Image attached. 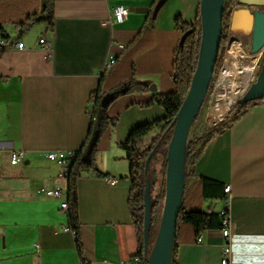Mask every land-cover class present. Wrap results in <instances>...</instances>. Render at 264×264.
<instances>
[{
	"label": "crops",
	"instance_id": "0c3cea01",
	"mask_svg": "<svg viewBox=\"0 0 264 264\" xmlns=\"http://www.w3.org/2000/svg\"><path fill=\"white\" fill-rule=\"evenodd\" d=\"M155 1L53 0L52 30L34 24L19 36L15 25L39 13L41 0H0V28L8 40L23 43L21 50L0 52V264H80L60 209L66 180L56 177L58 167L45 153L77 151L89 126L90 93L98 87L105 95L124 92L132 82L147 90L121 94L111 103L107 114L117 117V123L98 144L97 168L109 177L85 171L76 187L87 264H119L137 252L128 207L129 163L118 144L134 127L164 116L162 108L138 103L173 90V53L181 37L175 19L192 24L199 9V0H163L160 5L158 0L150 21ZM116 5L130 10L128 19L105 23ZM235 6L230 28L238 34L252 24V16ZM40 38L50 50L38 44ZM109 57L115 62L103 71ZM15 151L23 154L11 165ZM193 172L184 207L218 213L223 201L205 199L200 179L229 186V264H264V102L249 106L211 139ZM52 188L62 196L49 198L41 192ZM175 236L178 264H220L218 229L204 231L201 243L189 226L179 225Z\"/></svg>",
	"mask_w": 264,
	"mask_h": 264
},
{
	"label": "trees",
	"instance_id": "16d2710c",
	"mask_svg": "<svg viewBox=\"0 0 264 264\" xmlns=\"http://www.w3.org/2000/svg\"><path fill=\"white\" fill-rule=\"evenodd\" d=\"M157 2L158 0L154 2L153 6L148 11L147 19L150 21H152V17L156 12ZM236 4V0H226V4L224 6L222 17V36L214 74L218 72L221 66L225 45L231 31L230 26L233 7ZM53 16V0H41L40 12L27 16L25 21L21 24L15 25V28L19 32V36L27 32L34 24L42 25L45 30H52ZM175 24L181 32V37L173 53L171 76L174 88L171 92L165 94L152 95L149 101L145 103H138V106L141 108L158 106L163 109L164 116L134 127L129 132L126 140L118 144V148L125 151L126 160L129 163V175L127 178L130 180L131 186L129 191L128 207L132 224L135 228L137 252L141 257L143 264H147L150 251L156 240L165 195L167 146L172 135L175 118L191 83L196 67L200 44V20L198 14L192 24L184 23L180 18L175 19ZM0 37L8 40V36L3 33L1 28ZM263 65L264 55L260 69ZM146 90L147 88L145 86H140L132 82L124 92L120 90L113 91L112 99L106 105H102V100L105 94L101 93L99 87L89 95V126L83 144L77 151H75L73 163L68 171L65 191V201L67 205L65 214L68 220L67 228L73 234L75 250L80 264H87V262L84 257V250L80 236L81 224L78 217L76 181L80 177L81 173L85 171H93L94 175L99 178L109 177V174L98 170L96 164V156L98 153V144L100 139L107 129L114 128L117 123V117L109 116L107 114V109L121 94L145 92ZM262 102H264V94L249 101H244L243 98L237 99L236 105L229 115L224 117L215 125L203 128L197 134L192 135V138L188 142L186 148V165L188 169L184 172V197L178 213L177 229L179 225L189 226L194 231L195 239H197V237H199L206 230L220 229L219 213L213 212L211 209L207 211L199 209L187 210L184 207V198L190 193L192 187V185H187L194 177V165L202 155L206 144L215 136L222 134L232 124L237 122L245 114L246 109L249 106ZM154 129H159L158 135L151 139L150 144L147 147L138 149L137 146ZM161 147H164L163 153L160 156V173L162 174V181L156 190V194L151 196V193L158 183V179L156 180L153 175L152 164L154 161H158V153L160 152L159 149ZM200 180V190L205 199L222 200L225 197L224 187L222 184L206 178H201ZM146 185L147 194H145ZM145 227L147 229L146 250L143 248V235ZM171 264H178L177 246L175 244L173 245L171 254Z\"/></svg>",
	"mask_w": 264,
	"mask_h": 264
},
{
	"label": "water",
	"instance_id": "95a60500",
	"mask_svg": "<svg viewBox=\"0 0 264 264\" xmlns=\"http://www.w3.org/2000/svg\"><path fill=\"white\" fill-rule=\"evenodd\" d=\"M162 2L163 0H159L158 5ZM236 2V8L246 9L252 16V53L261 51L264 55V12L262 11L264 0H236ZM224 6V0H199L200 44L197 62L189 89L175 118L172 135L167 146L163 207L156 240L150 251L147 264H171L177 218L185 187L184 172L187 170L188 136L202 107L214 74L222 36ZM236 15L237 13L234 12L232 19H235ZM263 94L264 65L258 72L255 82L240 97L244 101H249ZM111 99L112 94L105 95L102 105H106ZM237 99L218 122L230 114ZM145 194H147V185ZM143 248L144 250L147 249L146 227L143 235Z\"/></svg>",
	"mask_w": 264,
	"mask_h": 264
},
{
	"label": "built area",
	"instance_id": "2783aa9c",
	"mask_svg": "<svg viewBox=\"0 0 264 264\" xmlns=\"http://www.w3.org/2000/svg\"><path fill=\"white\" fill-rule=\"evenodd\" d=\"M252 13H253V9H252ZM129 14H130V10L127 7L122 6V5H116L115 7H113L111 14L105 19V23H109V24L124 23L128 19ZM38 44L40 46H44L48 50H50V44L47 43L43 38H40L38 40ZM8 47L21 50V49H23V43L16 42V40H5V39L0 37V52H2L4 49H6ZM120 47H122V46H120ZM224 52H225V55L223 56L221 66H220V68L218 70V74L216 76V81H215V85H214L215 89H216V84L218 82L219 77L225 71V61H226L227 49ZM114 62H115V59L113 57H109L105 62V65L103 67V71L110 70V68L112 67ZM258 72H259V67L257 69L255 76L248 83L244 92L252 83L255 82V78H256ZM213 78H214V76L212 77V80H213ZM88 114L90 115V110L88 111ZM22 154H23L22 151H15V152L11 153L10 161H9L10 164L11 165L17 164L20 161ZM74 157H75V151L65 152V151L55 150V151H49V152L45 153V158L48 161L54 163L58 167V171L55 173L56 177L58 179H63V180H66L68 177V171L70 169L71 164L73 163ZM107 181L111 185L115 184V180H113V179H108ZM41 192H43V194L49 198H60L62 196L61 190L56 189V188L42 189ZM224 194H225V197L222 199L223 206L220 209V211L218 212L220 215L219 232H220V235L222 237V250H221L220 264H229V257H230L229 238H230L231 229H232V224H231V221L229 218V212H228L229 197H230V187L229 186L224 187ZM60 209H61V211H64V212L67 209V205H66L65 200H63L61 202ZM65 230H68V228H65ZM196 242L197 243L202 242L200 236L197 237ZM119 264H143V261H142L140 255L138 254V252H136L135 254L130 256L129 258L121 261Z\"/></svg>",
	"mask_w": 264,
	"mask_h": 264
},
{
	"label": "bare ground",
	"instance_id": "6f19581e",
	"mask_svg": "<svg viewBox=\"0 0 264 264\" xmlns=\"http://www.w3.org/2000/svg\"><path fill=\"white\" fill-rule=\"evenodd\" d=\"M253 54L255 55L245 59L242 58L241 49L237 45L227 46L225 71L216 84V89H220V92L216 96L217 102L211 115L212 123H215L226 114L255 76L262 52L259 51Z\"/></svg>",
	"mask_w": 264,
	"mask_h": 264
},
{
	"label": "rangeland",
	"instance_id": "374dc122",
	"mask_svg": "<svg viewBox=\"0 0 264 264\" xmlns=\"http://www.w3.org/2000/svg\"><path fill=\"white\" fill-rule=\"evenodd\" d=\"M225 4H226V0H224V5ZM262 11L264 12V8H263ZM252 31H253L252 24L246 26V28H244L243 30H240L238 32V34H235V33H237V30H235L233 32L230 31V33L228 35V39H227L226 45H225V50L227 49V46L230 43H234L235 45H237L241 49L242 58L246 59L249 56L255 55V54L252 53V50H251V48H252V45H251V42H252ZM232 39L235 40L236 42L235 41H231ZM224 55H225V52H224ZM262 58H263V55H261L260 63L258 65L259 71H260V66L262 64ZM217 74H218V72L216 74H213L214 78H213V80H211L210 88L207 91V94H206V96L204 98L202 107H201V109H200V111H199V113L197 115L196 120L193 122V124L191 126V129H190V132H189V136H188V142L191 140L193 134H197L203 128L211 127V126L215 125V123L218 122V121H216L215 123H212V120H211V115L213 114L214 106H215V104L217 102V97L216 96L220 92V89L217 90V89L214 88ZM256 78H257V76H256ZM256 78H255V80H256ZM240 98L241 97H238V99H240ZM158 133H159V129H155V131H152L151 134H148L143 139V141L137 146V148L138 149H142V148L147 147L150 144L151 139L153 137H155L156 135H158ZM163 150H164V147H161L159 149L160 152L158 153L159 154L158 161H154L153 164H152L153 175L155 176L156 180L158 179V183H157V186L154 188L153 192L151 193V196H154L156 194V190L160 186V183L162 181V174L160 173V168H161L160 156L162 155ZM105 162L107 164V161H104V160L102 161V164L104 165Z\"/></svg>",
	"mask_w": 264,
	"mask_h": 264
}]
</instances>
